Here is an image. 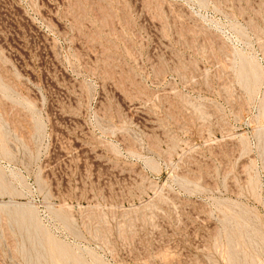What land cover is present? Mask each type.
<instances>
[{
    "label": "rangeland",
    "instance_id": "obj_1",
    "mask_svg": "<svg viewBox=\"0 0 264 264\" xmlns=\"http://www.w3.org/2000/svg\"><path fill=\"white\" fill-rule=\"evenodd\" d=\"M0 264H264V0H0Z\"/></svg>",
    "mask_w": 264,
    "mask_h": 264
}]
</instances>
